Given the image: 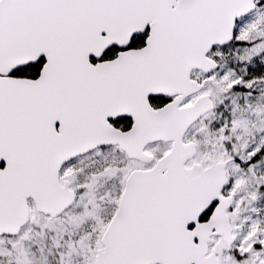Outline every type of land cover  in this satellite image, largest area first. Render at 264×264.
<instances>
[{
  "label": "snow or ice",
  "instance_id": "1",
  "mask_svg": "<svg viewBox=\"0 0 264 264\" xmlns=\"http://www.w3.org/2000/svg\"><path fill=\"white\" fill-rule=\"evenodd\" d=\"M0 264H264V0H0Z\"/></svg>",
  "mask_w": 264,
  "mask_h": 264
}]
</instances>
